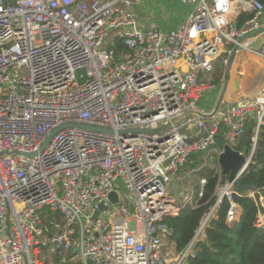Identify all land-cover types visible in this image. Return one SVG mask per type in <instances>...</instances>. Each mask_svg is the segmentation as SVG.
I'll return each mask as SVG.
<instances>
[{
    "label": "built area",
    "instance_id": "1",
    "mask_svg": "<svg viewBox=\"0 0 264 264\" xmlns=\"http://www.w3.org/2000/svg\"><path fill=\"white\" fill-rule=\"evenodd\" d=\"M141 1L0 0V264H171L172 253L185 264L225 198L228 221L239 219L227 179L186 250L166 252L175 232L167 218L197 203L194 186H169L214 160L224 174V147L250 120L264 124V85L209 118L200 102L214 60L264 37V1L194 0L170 31L140 25ZM244 12L254 15L238 27ZM197 152L200 168L181 172ZM198 181L201 197L207 179ZM263 192L247 191L264 206Z\"/></svg>",
    "mask_w": 264,
    "mask_h": 264
},
{
    "label": "trees",
    "instance_id": "2",
    "mask_svg": "<svg viewBox=\"0 0 264 264\" xmlns=\"http://www.w3.org/2000/svg\"><path fill=\"white\" fill-rule=\"evenodd\" d=\"M253 15V12L242 13L236 19L237 26L244 25ZM115 46L121 48L120 45ZM223 76L224 71L217 73L214 80L216 85L220 84ZM257 126L255 119L250 120L239 143L234 146V149L246 156L255 148L253 159L242 176L243 183L250 185L252 189L264 187V124L259 126L258 132L255 130ZM224 132L225 128H222L218 135L220 147L225 145ZM204 155L203 152L192 154L181 172L200 168ZM196 174L198 180L203 177L207 179L201 197L198 195L201 189L199 181L194 185L196 206L187 205L178 216L167 218V223L175 230L170 242L178 254L183 253L192 242L202 216L217 201L218 187L228 179L227 175H219L215 169L207 166L197 170ZM233 201L239 206V219L228 221L231 201L225 198L217 208L215 216L209 220L204 237L195 243L194 255L189 256L185 264H264V226L257 225L259 215L264 216V206L249 197L246 191L235 193ZM45 212L59 218L58 214L51 213L47 208Z\"/></svg>",
    "mask_w": 264,
    "mask_h": 264
},
{
    "label": "crops",
    "instance_id": "3",
    "mask_svg": "<svg viewBox=\"0 0 264 264\" xmlns=\"http://www.w3.org/2000/svg\"><path fill=\"white\" fill-rule=\"evenodd\" d=\"M194 5V0H142L136 10L142 27L146 26L149 20H153L162 29L170 31L175 29L183 18L193 10ZM167 10L171 11L167 13ZM165 14H170V16L166 18ZM161 17L163 18L161 19ZM263 39V36H257L253 40L254 43L238 49L230 67V78L227 83L222 80L223 84L222 82L218 85L210 84L207 90H212L213 96L208 112L214 111L218 107L220 99L222 102L218 110H223L240 98L255 96L253 93L255 91H258L255 92L258 95L264 85V57L259 53ZM231 47L230 45L231 53L226 50L222 53L225 56L229 54V60L234 49Z\"/></svg>",
    "mask_w": 264,
    "mask_h": 264
},
{
    "label": "rangeland",
    "instance_id": "4",
    "mask_svg": "<svg viewBox=\"0 0 264 264\" xmlns=\"http://www.w3.org/2000/svg\"><path fill=\"white\" fill-rule=\"evenodd\" d=\"M188 1V0H187ZM171 10H167L166 12L169 13ZM166 18L170 16V14H165ZM163 17H161L162 19ZM229 57V54L227 56H225L224 54H221L218 58H216L214 60V68L215 70L213 72H203L201 74V80L203 82H206L208 84H215L214 80H215V77L217 75V73H219L220 71H225L226 69H228V63L226 64L225 63V59H227ZM225 58V59H224ZM229 60V58H228ZM229 62V61H228ZM224 80V79H222ZM221 80L222 84H223V81ZM220 82V83H221ZM255 92H258V91H255ZM254 93V95H256L257 93ZM212 96H213V93H212V90H206L202 96H201V99H200V102L202 103V106L201 108L208 112L209 108H210V105H211V102H212ZM211 168H214L217 170V166L215 164V160L214 162L212 163L211 166H209ZM197 174L195 172L193 173H183L181 174L180 178H181V181H182V185H179V184H171L169 186V190L172 194H175V188L177 186V192H181V191H186V192H192V188L193 186L198 182V178L196 176ZM122 190L124 191L123 194L121 195V200L123 201V203L129 207V209L131 211H133V207L131 205V198H130V193L127 191V188L126 187H123ZM170 251L171 252H174L176 253V250H175V247L174 245L170 242L166 248V252L168 254H170ZM176 256L177 255H174L173 253L169 255L168 259L169 261L171 262V264H176ZM41 258L42 259H45L47 258V254L45 253H42L41 254Z\"/></svg>",
    "mask_w": 264,
    "mask_h": 264
},
{
    "label": "water",
    "instance_id": "5",
    "mask_svg": "<svg viewBox=\"0 0 264 264\" xmlns=\"http://www.w3.org/2000/svg\"><path fill=\"white\" fill-rule=\"evenodd\" d=\"M242 40H244V38H241L239 40V42H242ZM239 48H240L239 44L237 43L234 46L233 55H232L231 59L228 62V69L225 71V77H224L225 83H227L229 78H230V67L232 65L234 56H235V54H236V52L238 51ZM221 102H222V99H220V103H219L218 107L211 114H208V115L201 114V115L205 116L206 118H209V117L215 115L216 112L218 111L219 107H220ZM60 129L61 128H58V129L54 130L51 133V135L47 138L46 142L41 147V150H43L50 143V141L52 140L54 134L57 131H59ZM258 129H259V126H257V128L255 129L256 132H258ZM138 131H140V130L134 129V130L124 131V133H127V132L136 133ZM254 149L255 148H253V151H254ZM35 154H37V153H33L31 155H35ZM252 159H253V155L251 157L249 156L248 159H247L245 154L240 153V151L234 149L230 145H226L224 147V152L221 154L219 161H220V164H221V166L223 168V173L225 175H227L229 181L234 184L235 190L237 192H241V191H246L247 192V191H250L252 189V187L250 185H246V184L243 183L242 175L241 176L237 175L238 170L244 164H247V166H246L245 170L243 171V174L247 171V169L249 167V164H250V161ZM110 198L113 201H116L117 200V194L116 193H112L110 195ZM97 215L98 214H96V216Z\"/></svg>",
    "mask_w": 264,
    "mask_h": 264
}]
</instances>
